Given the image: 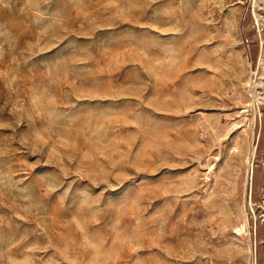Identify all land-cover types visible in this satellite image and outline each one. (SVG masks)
Masks as SVG:
<instances>
[{
    "label": "rangeland",
    "instance_id": "1",
    "mask_svg": "<svg viewBox=\"0 0 264 264\" xmlns=\"http://www.w3.org/2000/svg\"><path fill=\"white\" fill-rule=\"evenodd\" d=\"M254 263L264 0H0V264Z\"/></svg>",
    "mask_w": 264,
    "mask_h": 264
},
{
    "label": "bare ground",
    "instance_id": "2",
    "mask_svg": "<svg viewBox=\"0 0 264 264\" xmlns=\"http://www.w3.org/2000/svg\"><path fill=\"white\" fill-rule=\"evenodd\" d=\"M251 72H252V71H250V73H251ZM243 225H244V224H243ZM243 225H242V226H243ZM240 226H241V225H240ZM236 233H237V234H243V233H245V229H242V228L239 229V228H238V229H236ZM251 253H252V252H251ZM251 256H252V255H251ZM256 263H257V262H256ZM254 264H255V263H254Z\"/></svg>",
    "mask_w": 264,
    "mask_h": 264
}]
</instances>
